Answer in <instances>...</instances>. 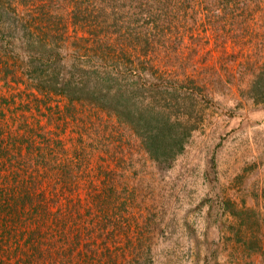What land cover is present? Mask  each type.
<instances>
[{
	"label": "trees",
	"instance_id": "trees-1",
	"mask_svg": "<svg viewBox=\"0 0 264 264\" xmlns=\"http://www.w3.org/2000/svg\"><path fill=\"white\" fill-rule=\"evenodd\" d=\"M98 1L109 3L96 9L93 0H0V54L5 55L0 59L5 70L1 84L19 90L10 95L12 100L15 94L19 98L16 111L0 89V264H146L140 259L141 247H132L129 257L116 256L107 239L117 240L132 217L124 200L127 196L116 186L124 182L122 171L97 170L103 176L98 182L90 178V207L84 212L79 197L74 208L62 207L54 197L57 183L72 186L85 175L75 174L69 161L57 166V152L65 153L58 130L68 126L69 116L76 118L73 113L78 108L88 107L96 114L85 120L79 116L83 125L73 127L77 135L97 134L102 120L114 119L113 125L122 127L130 140L133 137L148 158L169 166L195 127L185 117L195 120L198 115L187 106L194 99L192 91L179 88L185 86V79L187 88L198 90V85L186 69L168 65L173 70L161 71L154 61L156 54L162 48L174 51L183 40L180 30L188 25L192 29L200 19L222 30L217 37L224 46L239 40L249 19H257L264 29V0ZM69 25L90 27L92 39L86 37L83 49L76 45L77 37L70 42L71 35L65 34ZM168 41L172 43L169 50L164 48ZM246 49L241 44L237 50L250 55ZM222 51L227 63L223 67L237 62L236 73L207 80L214 86L232 82L235 75L239 80L247 77L243 93L264 102V51L256 52V60L245 62L237 61L231 51ZM199 91L208 97L203 88ZM165 92L186 94L189 100L170 101L164 98ZM54 96L66 101L63 108L50 103ZM81 148L74 150V156L87 160L93 151L89 153L83 144ZM216 168L211 155L209 171L215 175ZM97 183L103 187L99 189ZM232 214L239 220L231 223L232 234L240 230L243 234L242 227L252 234L250 230L260 226L254 208L235 205ZM236 241L247 248L253 239L237 237ZM251 250L264 264L263 247L259 244ZM240 262L232 264H246Z\"/></svg>",
	"mask_w": 264,
	"mask_h": 264
},
{
	"label": "rangeland",
	"instance_id": "rangeland-1",
	"mask_svg": "<svg viewBox=\"0 0 264 264\" xmlns=\"http://www.w3.org/2000/svg\"><path fill=\"white\" fill-rule=\"evenodd\" d=\"M93 1L96 9L108 6L109 3ZM108 9L106 7V11ZM200 20L192 29L188 25L185 30H180L183 40L174 51L160 48L161 52L154 58L157 66H161V71L167 73L168 70L165 69L172 67L184 71L186 69L187 74L194 79L193 83L198 85V90L191 86L187 88L189 84L185 79L182 80L185 86H177L181 92L192 91L194 99L187 106H190L189 111L192 107L196 109L199 115L195 116V120L192 116L185 117L195 122V127L182 152L169 166L164 167L148 158L133 137L130 140L129 134L123 132L118 124L113 125L114 119L110 118L102 120L100 130H95L97 134L91 132L88 136L82 132V136H79L73 128L75 124L80 128L83 125L79 116L82 115L84 120L92 119L96 111H88V107L78 108L76 112L72 111L76 118L69 116L68 126L58 130L65 153L57 152L55 161L58 162V167L69 161V167L75 174L85 175L72 186L57 183V197H54L59 199L62 207L70 208L78 206L75 199L79 197V206L84 212V208L90 207V178L98 182L103 175L97 173V170L115 168L124 173V182L118 185L116 183V186L121 190V195L127 196L124 200L127 199L126 204L132 215L128 229H124L117 240L115 237L107 238L116 256L129 257L132 247H141L143 258L140 259L146 264H232L237 259L240 263L261 264L259 255L251 249L259 244L264 249V102L253 101L250 95L243 93L247 77L239 80L235 75L232 82L222 81L214 86L210 80L216 74L226 78L228 72L236 73L237 62L227 65L226 69L223 67L227 63H224L222 50L224 54L231 51L236 55L237 61L256 60V52L264 51V29L258 26L260 23L257 19H249L244 36L240 35L234 44L228 42L224 46L220 45V38L217 37L222 30H218V27L215 30L206 20ZM89 29L86 26L74 29L69 25L65 34L71 35L70 42L77 37L76 45L83 49L87 46L86 37L92 39ZM241 44L247 47L250 55L238 53L237 49ZM171 45V41H168L164 48L169 50ZM4 57L5 55L0 54V59ZM0 65V89L10 97L12 91L17 93L19 90L9 89L1 84L5 70L2 67L4 64ZM21 76L24 73L21 72ZM179 78L182 79L181 76ZM202 88L208 97L200 94L199 89ZM162 94L170 101L189 100L186 94ZM14 97V100L10 97L11 108L19 111V98L17 94ZM158 97L163 101L160 95ZM65 102L59 96L50 100L53 106L58 104L62 108ZM99 113L102 117H108L105 113ZM81 144L89 153L93 151L92 155L86 157L87 160L83 159L84 156L81 159L74 156V150L82 149ZM112 152L115 153L113 156L108 155ZM211 155L216 158L215 175L209 171ZM152 175L154 178L151 185L148 179ZM143 177L144 182L141 179ZM102 187L99 185L98 188ZM235 205L238 209L251 207L259 213L260 226L250 230L252 234L244 227L243 234L241 230L236 235L232 234L231 223L239 221L232 214ZM73 229L77 230V227L73 225ZM249 235L253 239L247 247H251L250 249L242 247L236 241L237 237L250 239ZM81 236L86 237H79ZM66 246L69 248L68 244Z\"/></svg>",
	"mask_w": 264,
	"mask_h": 264
}]
</instances>
